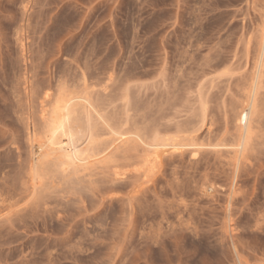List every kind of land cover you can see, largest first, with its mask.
I'll list each match as a JSON object with an SVG mask.
<instances>
[{
  "label": "rangeland",
  "instance_id": "rangeland-1",
  "mask_svg": "<svg viewBox=\"0 0 264 264\" xmlns=\"http://www.w3.org/2000/svg\"><path fill=\"white\" fill-rule=\"evenodd\" d=\"M0 264H264V0H0Z\"/></svg>",
  "mask_w": 264,
  "mask_h": 264
},
{
  "label": "bare ground",
  "instance_id": "bare-ground-1",
  "mask_svg": "<svg viewBox=\"0 0 264 264\" xmlns=\"http://www.w3.org/2000/svg\"><path fill=\"white\" fill-rule=\"evenodd\" d=\"M83 79V78H82ZM255 79V78H254ZM81 83V82H80ZM62 84V83H61ZM64 84V83H63ZM85 86V85H84ZM255 87H257V86H255ZM86 88V87H85ZM251 88V87H250ZM258 88V87H257ZM262 90V88H260L259 87V90ZM61 90V89H60ZM256 91H258V90H256ZM65 92V91H64ZM33 95V94H32ZM72 95V94H71ZM71 95H69L68 93L67 94H62L61 96H59L58 97V99L56 100V102L54 103V106L51 108L52 110H51V112H50V118L48 119V120H46V126L45 127H47V128H45V129H47V134H46V139H45V137H44V142H40V144H39V147H40V149H41V153H40V156L38 157L39 158V162L37 163V164H43V161L45 162L46 160H50V159H48V157H49V153H46L45 151V147L49 144V145H52L53 147H55V146H57L58 145V143H57V139H56V137H57V135L59 134V133H64V132H66V130H68L69 128H71L72 127V124L75 122V120H74V110H73V107H75V106H77V105H79V103L77 104L76 102H75V100H77V99H79V98H75V97H72ZM75 95V94H74ZM73 95V96H74ZM252 96H253V92H252V94H251ZM48 97V99L49 100H51V95H48L47 96ZM81 98V97H80ZM260 98V97H259ZM55 100V99H54ZM247 100V99H246ZM33 101V100H32ZM45 101H46V99H45ZM44 101V102H45ZM246 102V101H245ZM49 103V102H48ZM82 103H84V102H82ZM47 104V103H46ZM47 105H49V104H47ZM50 106V105H49ZM84 106V105H83ZM34 107V106H33ZM85 108V107H84ZM78 110V109H77ZM243 110V109H242ZM255 110H256V108H255ZM50 111V110H49ZM254 111V107H253V104L252 103H249V105L247 106V109L246 110H244V111H242V113H241V116H240V125H242V122H243V125L245 126V128H241V129H243V131L241 132V135H239V137L241 136V138H239L240 140H239V142H240V144H238V146H239V148L238 149H241V151H243L244 149H246V148H248L246 145V142H247V138H248V136L250 135L249 134V126L247 125L246 126V123L248 124L249 123V119L251 120V119H254V118H252L251 116H252V112ZM42 112V111H41ZM46 112V111H45ZM80 112V111H79ZM255 112V111H254ZM47 114H48V112H46ZM42 114V113H41ZM251 115V116H250ZM254 115V114H253ZM45 116H47L46 114H45ZM84 116V115H83ZM41 117V116H40ZM44 119H46V117H43ZM260 118V117H259ZM83 119H84V117H83ZM258 119V118H257ZM237 120V119H236ZM83 121V120H82ZM45 122V121H44ZM237 122V121H236ZM38 124V123H37ZM39 125V124H38ZM43 125H44V123H43ZM235 126H237V125H235ZM241 127V126H240ZM86 128V127H85ZM84 128V130H86ZM44 129V128H43ZM250 129H251V126H250ZM252 130V129H251ZM253 130H255V129H253ZM255 131H257V130H255ZM38 132V131H37ZM74 132V131H73ZM35 133H36V131H35ZM44 133V132H43ZM82 133V132H81ZM66 135V134H65ZM82 135V134H81ZM126 136V135H125ZM251 137V136H250ZM253 137V136H252ZM131 138V137H130ZM249 139V138H248ZM46 140V141H45ZM237 140V139H236ZM133 142V141H132ZM249 143V142H248ZM59 144H63L61 147H59L58 149L60 150V151H62V150H64V145L66 144H68V143H64V142H61V143H59ZM71 144V143H70ZM69 144V145H70ZM73 144V143H72ZM71 144V145H72ZM92 144V143H91ZM69 145H67V146H69ZM88 145H89V143H88ZM32 146V145H31ZM60 146V145H59ZM73 146V145H72ZM236 146V145H235ZM66 147V146H65ZM77 147V146H76ZM87 147V146H86ZM92 147H94V146H92ZM100 147V145L98 146V148ZM120 147V146H119ZM70 148V147H69ZM91 148V147H90ZM89 147L88 148H86V149H83V150H78V152H77V150H76V152L75 153H73L74 154V156L73 155H71L69 152V154H67V153H63V154H61L60 156L58 155V157H55L54 158V160H52V161H57L58 162V164H60V165H65V166H75L74 168H76V167H80L79 166V164H81L80 162L78 163V165L76 164V161L77 160H79V161H82V160H87V159H90V158H94L96 155H98V154H100V153H98L97 152V150L98 149H95V148H97V147H95L94 149H90ZM37 149V148H36ZM52 149V148H51ZM72 148H70V150H71ZM74 149V148H73ZM101 149V148H100ZM65 150H67V149H65ZM247 150V149H246ZM68 151V150H67ZM103 151V150H102ZM104 151H106V149H104ZM102 153V152H101ZM106 153V152H105ZM112 153V152H111ZM111 153H109V154H111ZM122 153V152H121ZM129 153V152H128ZM244 153V152H243ZM242 153V154H243ZM105 155V154H104ZM114 155V154H113ZM234 155H235V153H234ZM237 155H238V153H237ZM109 156V155H108ZM126 156V155H125ZM238 156H240V155H238ZM250 156V155H249ZM247 157V156H246ZM50 158V157H49ZM105 159H106V157H104ZM149 158V157H148ZM240 158V157H239ZM238 158V159H239ZM241 158H242V156H241ZM240 158V159H241ZM244 158V157H243ZM239 159V160H240ZM94 160V159H93ZM112 160V159H111ZM243 160V159H242ZM51 160H50V163L52 162ZM96 161V160H95ZM105 161V160H104ZM107 161V160H106ZM110 162V161H109ZM236 162V161H235ZM91 163V162H90ZM231 163V162H230ZM40 164V165H41ZM55 162H54V166H55ZM233 164V163H232ZM44 165V164H43ZM45 165H46V163H45ZM48 165V164H47ZM49 165H53V162H52V164H49ZM77 165V166H76ZM86 165V164H85ZM38 165H36V166H34V168H36ZM64 166V167H65ZM82 166V165H81ZM40 167H42V166H40ZM56 167V166H55ZM85 167V166H84ZM84 167H80V169H82V170H80V171H83V168ZM46 168V166L43 168V169H45ZM57 168V167H56ZM66 169H67V167H65ZM71 168V167H70ZM86 168V167H85ZM37 169V168H36ZM38 169H39V167H38ZM42 169V168H41ZM72 169V168H71ZM70 169V170H71ZM87 169V168H86ZM28 170H30V169H28ZM35 169H33V171H34ZM55 170V169H54ZM53 170V171H54ZM76 170V169H75ZM37 171V170H36ZM48 171L49 172H51V170H50V168L48 169ZM47 171V172H48ZM57 171V170H56ZM67 171V170H66ZM46 172V173H47ZM48 172V173H49ZM71 172H72V170H71ZM84 172V171H83ZM38 173H39V171H38ZM37 173V174H38ZM47 173V174H48ZM52 173V172H51ZM34 174H35V172H34ZM37 174H35V176H36V178H37V176L39 175H37ZM42 174V173H41ZM64 175H67V174H64ZM75 175V174H74ZM40 177H41V175H40ZM66 177V176H65ZM71 177V176H70ZM76 177V176H75ZM75 177H74V179H75ZM84 177V176H83ZM86 177V176H85ZM35 178V179H36ZM55 178V177H54ZM67 178V177H66ZM79 178V177H78ZM40 179V178H39ZM71 180V179H70ZM69 180V181H70ZM76 180H78V179H76ZM80 180V179H79ZM34 181V180H33ZM43 181V180H42ZM51 181V180H50ZM54 181V180H53ZM72 181L74 182V180L72 179ZM39 182V181H38ZM88 182V181H87ZM38 184V183H37ZM24 185V184H23ZM68 185V184H67ZM71 185V184H70ZM75 185V184H74ZM38 186V185H37ZM43 187V186H42ZM46 187H47V185H46ZM53 188H55V187H53ZM43 189V188H42ZM38 191V190H37ZM56 191V190H55ZM35 192V191H34ZM54 192V191H53ZM57 192V191H56ZM42 195V194H41ZM45 195H47V194H45ZM62 195V194H61ZM40 197V196H39ZM48 197V196H47ZM47 199V198H46ZM47 201V200H46ZM66 201V200H65ZM17 205V204H16ZM47 205V204H46ZM14 206V205H13ZM29 209V208H28ZM40 209V208H39ZM33 211V210H32Z\"/></svg>",
  "mask_w": 264,
  "mask_h": 264
}]
</instances>
